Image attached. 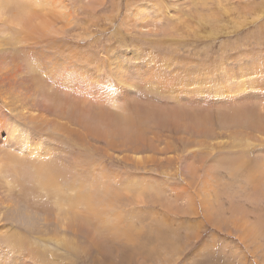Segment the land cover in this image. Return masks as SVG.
<instances>
[{
    "label": "rangeland",
    "instance_id": "1",
    "mask_svg": "<svg viewBox=\"0 0 264 264\" xmlns=\"http://www.w3.org/2000/svg\"><path fill=\"white\" fill-rule=\"evenodd\" d=\"M25 1L0 3V264H264V0Z\"/></svg>",
    "mask_w": 264,
    "mask_h": 264
},
{
    "label": "bare ground",
    "instance_id": "2",
    "mask_svg": "<svg viewBox=\"0 0 264 264\" xmlns=\"http://www.w3.org/2000/svg\"><path fill=\"white\" fill-rule=\"evenodd\" d=\"M10 0H0V3H4V2H8ZM36 1V0H35ZM19 3H21V5L23 6H26L28 4L27 1L25 0H18ZM36 4L37 1L35 2ZM29 5V4H28ZM32 11V16L33 17H36V12H35V7H33V5L30 4V7H29ZM34 8V9H33ZM30 11V10H29ZM18 20H19V24H23V25H27V26H33L34 23H32V21H28V20H23L22 18H24V13L23 12H19L16 14ZM35 26V25H34ZM68 68V67H67ZM39 69V68H38ZM56 72V71H55ZM48 73V72H47ZM243 73V72H242ZM51 74V73H50ZM243 75V74H242ZM52 77V76H51ZM49 78V77H48ZM48 80V79H47ZM39 83V81H38ZM44 83V82H43ZM46 84V83H44ZM238 87V86H237ZM240 87V86H239ZM244 88V87H243ZM242 88V89H243ZM66 104V103H65ZM64 105V103H63ZM56 106V105H55ZM73 109V108H72ZM71 109V110H72ZM62 110V109H61ZM65 110V109H63ZM85 110V109H84ZM67 111V110H66ZM71 112V111H69ZM58 114V112H56ZM64 113V112H63ZM92 114V113H91ZM64 116V115H63ZM97 116V115H96ZM75 117V116H74ZM76 117L77 114H76ZM93 117V116H92ZM94 118V117H93ZM98 118H100V115H98ZM95 119V118H94ZM75 120V119H74ZM80 120V118H79ZM76 121H77V118H76ZM121 122V121H119ZM127 127H129L131 129V134L133 137H136L135 133H134V128L132 126L129 125V122L128 121H123ZM85 128L87 129V131L89 133H92V132H95V128H92L90 127L89 125H86ZM120 130V128H118L117 126H111L109 128V130H105V131H101L102 134H107L109 131H115V132H118ZM81 141V139H80ZM128 143H132V142H136V141H127ZM28 146V144H26ZM30 145V144H29ZM32 147V145H31ZM40 147L39 146H35L30 149L29 148V155L30 157L27 158V160H31V162L33 163V167L35 169V173L36 175H38L39 177H41V180L39 181V183H36V184H40V186L46 188L47 191L49 192H53L55 190V193L58 194L57 192L59 191L60 189V176L59 175H64V173L67 171H71L72 167L69 166L68 164L67 165H63V167L59 168V165L58 163L56 162V160H54V157L52 155L50 156H46V153L44 154L43 151L41 149H39ZM28 149V147H27ZM20 152V151H19ZM23 153V152H22ZM50 154V153H49ZM21 155V154H20ZM19 153H12V152H9L8 151V155H6L3 159L4 160H7L5 158H8V163L10 164V166H14L16 172H17V169H16V166L20 163H22L20 160H24L23 158L25 157H22L20 156ZM27 157V156H26ZM34 159V161H33ZM25 164V163H24ZM246 162L244 161V163H242V165H245ZM9 166V165H8ZM9 166V169L11 170ZM13 170V169H12ZM14 170V171H15ZM31 170V169H30ZM264 170V169H263ZM15 172V173H16ZM31 175V174H30ZM17 176V175H16ZM15 177V176H14ZM20 177V176H19ZM36 177V176H35ZM17 180H19L18 178H16ZM147 179V178H146ZM20 181V180H19ZM37 181V180H36ZM34 182V181H33ZM71 182V181H70ZM253 190H257L256 186L258 183H261L262 181H259V179L256 181V179H254L253 181ZM18 186V185H17ZM35 186V185H34ZM70 186V185H69ZM19 188V187H18ZM17 188V189H18ZM256 188V189H255ZM21 190V188H19ZM259 189V188H258ZM11 190V189H10ZM46 191V192H47ZM67 191V190H66ZM108 192V191H107ZM30 194V193H29ZM80 195V194H79ZM43 198V197H42ZM81 199H83V201H85L86 203L89 204L90 202V197L87 196V193H84L83 196H81ZM70 200V199H69ZM18 205V204H17ZM20 205V204H19ZM85 206V205H84ZM1 209L3 208L1 205H0ZM75 207V206H74ZM4 209V208H3ZM15 209V208H14ZM86 210V208H85ZM16 211V210H15ZM30 211V210H29ZM17 212V211H16ZM96 213V212H95ZM28 214V213H27ZM86 214V212H85ZM88 214V213H87ZM91 215V214H90ZM96 216V215H95ZM87 217V215H86ZM89 219V218H88ZM81 221V220H80ZM71 224V223H70ZM79 224V223H78ZM115 224V223H114ZM116 226V225H115ZM100 246V244H99ZM91 249V248H90ZM89 253V252H88ZM90 257V256H89ZM95 262V261H94Z\"/></svg>",
    "mask_w": 264,
    "mask_h": 264
}]
</instances>
